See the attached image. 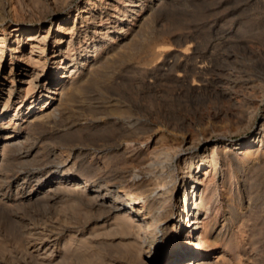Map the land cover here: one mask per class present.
Returning a JSON list of instances; mask_svg holds the SVG:
<instances>
[{"label":"rangeland","instance_id":"obj_1","mask_svg":"<svg viewBox=\"0 0 264 264\" xmlns=\"http://www.w3.org/2000/svg\"><path fill=\"white\" fill-rule=\"evenodd\" d=\"M8 1H0V35L2 29L9 32L18 26L33 31L37 29L41 38L49 29V35L41 45L47 56L54 46V36L59 33L57 26L67 24L65 27L71 28L76 25L71 42L60 47L65 51L68 68L79 66L84 53L92 51L93 44L99 47L95 53L88 52L92 70L79 68L73 82L77 87L65 93L60 103H54L55 116L30 124L34 128L32 131L25 129L26 120L39 110L43 100L41 95L46 91L41 85L36 86L34 96L40 98L36 100L34 111L18 112L10 121L15 125L6 126L22 95L18 72L28 65L18 61L11 67L8 55L4 60L0 82L11 79L14 88L5 106V95L0 99V144L4 134L9 132L14 135L22 133L23 137L19 150L7 152L4 159L0 156V264H16L11 263L9 257L21 254L30 246L27 242L38 238L44 239L43 244L49 245L50 250L52 247L54 256L50 264H132L129 254L126 257L127 253L119 244L120 239L110 235V228L115 226L112 213L103 211L99 214L100 210H95L88 214L82 207L75 208L79 201L73 194L62 188L54 189L59 182L68 186L76 183L75 187L81 188L83 182L100 185L108 180L116 182L119 187L117 178L126 167H131L130 162H125L130 155L123 156L120 148L126 139L140 141L142 136L158 138L162 135L164 144H179L182 135H188L194 140L206 138L210 146L218 147H221L220 138L231 144H246L250 140L254 141L256 148L264 151V140L255 138L264 120V0H161L156 4L142 0L145 7L141 28L133 27L127 34L119 31L117 22V25L108 24L107 17L102 20L99 28L115 35L114 42L103 41L92 29L85 33L80 27L85 15L80 14V10L88 0H53L59 6H66L64 11L57 10L52 0V3L40 0L42 5L36 4L37 8L34 1L27 4L20 1L15 10L3 12V4L7 6L9 3L8 8L13 5L14 0ZM92 1L95 5H103ZM124 1H114V4L123 8ZM112 13L115 17L121 15V19H127L115 11ZM65 20L68 23H64ZM97 20H100L99 16ZM113 25L115 29H108ZM5 38L4 50L11 44L10 37L6 35ZM100 43L111 46L104 49ZM20 49L24 54L30 50L27 45H20ZM156 51H161L162 55L156 56ZM72 56L74 61L71 62ZM197 63L206 65L201 75L207 83L203 92L196 91L191 85L196 79L194 73V78L191 77L186 86L175 79L183 69H191L190 64L195 67ZM167 65H171L170 69ZM48 68L46 63L43 77L51 73ZM68 68L58 73L68 75ZM2 93H6L5 88ZM50 95L47 101L56 97ZM25 100L28 103L29 100ZM240 109L244 120L238 125L234 123L235 119L223 116L226 111L239 113ZM66 158L72 165L70 169L59 165ZM259 161L263 165L249 173L244 187L240 181L233 186L242 191L240 212L237 211V199L233 211L226 209L225 204L221 208L225 217L230 218L232 240L226 246V260L218 264H264V157ZM73 177L76 182H72ZM220 177L218 170L217 179ZM109 186L111 194L106 197L123 205L113 195L111 186L114 185L109 183ZM240 213L242 216L238 219ZM222 220L219 218L218 223ZM167 232L164 240L148 237L146 261L175 256L167 247L172 234L169 230ZM223 247L222 242H218L212 263L220 258V248Z\"/></svg>","mask_w":264,"mask_h":264},{"label":"bare ground","instance_id":"obj_2","mask_svg":"<svg viewBox=\"0 0 264 264\" xmlns=\"http://www.w3.org/2000/svg\"><path fill=\"white\" fill-rule=\"evenodd\" d=\"M20 1L26 2V4L28 2L30 3V1H34L33 3H35V8L42 5L43 2L40 0H14L13 5L9 8L7 7L9 3L7 6L6 4H3L4 6L2 5V11L6 12L8 9L12 11L15 10V6L18 5ZM114 1L118 2L120 0H95V2H102L103 5H95L92 0H88L87 3H85L80 10V14L85 13L83 20L80 22V27L84 28L85 33H87V30L92 29L93 33L100 36L101 40L104 41L109 39L111 42H114L115 35L111 36L107 29L106 31L99 28L102 25V20H105L106 17L107 20L110 21L108 24L118 23V26H120V32L128 34V31H131L133 27H137V29L141 28L143 22L142 18H144L143 9L145 7L143 5L144 3L142 4V0H126L124 1L125 3L123 8L115 6ZM159 1L161 0H149V3L156 4L155 2ZM52 2L57 10H66V6H59L53 0ZM36 4H38V6H36ZM150 6L151 5H149V7ZM102 11H104V13ZM112 11L124 15L123 17H127V19H121V15L118 17L113 16ZM34 12L37 11L34 10ZM104 14L105 17H102ZM98 16L100 17L99 21L97 20ZM64 23H68V21L66 22L65 20ZM137 24L138 26H136ZM66 25L57 26L59 33L54 36V46L51 47V51H49L47 56H45L46 54L44 55L45 49L44 46L41 45H43L44 40L49 35V29L41 38L37 29L33 31L30 30V28L22 29L15 26L12 27L9 32H6V29L1 30L3 34L0 35V71L3 68V63L4 60H6L7 55L10 60L11 67L17 64L18 61H22L25 65H28V68L25 70H19L18 72L17 81L21 83V86L19 85L20 88H18L20 89L19 91L22 92V95H20V102L16 105V111L9 116L6 126L10 124H13V126L15 125L10 121L18 114V112L26 111V113H29L34 111L33 109L36 104V100L40 98V96L37 98L34 96L37 91L36 86L39 87L41 85L46 93L41 95L43 100H41L42 103L39 106L40 108L37 112H34V115L30 117L29 120H26L27 128L25 129L32 131L34 128L33 125L30 124L33 122L39 123L40 121L42 122L55 116L56 107L54 106V103L57 102L56 105L60 103L65 93L67 94L77 87V85L74 86L75 84H73V82L77 77L79 68L84 67L85 71L92 70L93 65L89 63L90 56L88 55V52H97V44L92 45V51L84 53L83 58L80 60L82 62L79 66H72L69 68L66 67L64 57L65 51H61L60 47L64 43L68 44L71 42L70 39L72 38V31L76 28V25L71 26V28H66ZM108 29H115L114 25L110 26ZM6 35L10 37V40H13H9L11 44L6 50H4L6 47L4 46ZM20 45H27L30 48L29 52L24 54V52L20 49ZM100 45L104 49L105 47L107 48L111 46H106L105 43H100ZM157 55L161 56V51H156V56ZM92 56H95V54ZM153 59L154 58H152V60ZM72 61H74V57L71 59V62ZM46 63L49 67L48 70H50L51 73L48 77H43ZM74 64L76 63H73L72 65ZM199 64L198 66L195 65V67L190 64L192 66L191 69L182 68L183 72L176 75V82L180 83V85L186 86V84L190 82L192 74L194 73L196 75V79L192 77L194 79L191 85L196 91L203 92L207 83H205L206 79L204 80L201 75L204 70H206L204 68L206 65H202V67ZM11 67L10 74L12 73ZM167 67L170 69L171 65H167ZM67 68L69 71L68 75H65L64 72H61V74L58 73L59 70L65 71ZM22 85H25V87L22 88ZM4 88L6 91L5 94L2 93ZM13 88L14 82L11 79H9L8 82H0V99L2 100V96L5 95V98L3 99V106H5L10 100ZM49 94L53 96L55 95L56 97H52L50 101H47L50 98L48 96ZM25 99L29 100L28 103H26ZM226 112L227 113H223V116L227 118L229 117L228 119H230V117L235 119V124L243 122V110L240 109L239 113L236 111L233 113H231V111ZM234 113L237 115H234ZM1 120L2 119L0 118V121ZM170 133L172 134L173 132ZM172 135L175 136L174 134ZM22 137V133L14 135L13 132H9L8 134H4L3 142L0 144L1 159L5 158L4 156L5 154H8L7 152H11L14 149L19 150V147L22 144L20 142ZM161 137L155 138L154 136H142L140 141L130 139H126L125 141L123 140L124 142L120 146L121 153H123V156L130 155L125 158V162H130L131 167H126V171H123V173L117 178L120 185L119 187L116 186V182H109L108 180V183L105 182L100 185L83 182L81 183V188H76V183L68 186L59 182L54 189L62 188L63 191L71 193V195L73 194V196L79 201L77 205L76 201L74 202V205H76L75 208L79 207L81 209L82 207L88 214H91V212L94 213L93 211L95 210H98V212L100 210L99 214H103V211L106 214L112 213L115 217L113 218L115 226L113 228L109 227L111 230L108 231L111 233V236H117L120 239L119 244L123 246L124 253H127L126 257H128L129 254V260L132 264H210L214 259V251L220 241L224 247L222 249L220 248V258H215L217 263H213L218 264V262H224L228 253L226 246L231 244L232 234L229 232V223H231L229 222L230 218L225 217V214L221 212V208L225 204L224 207H226V209H231L233 211L236 206L235 200L237 199V211L240 212L241 199L243 198L242 191H238V188L234 189L233 186L240 181L242 187H244L249 173L252 170L255 171V168L257 169V167L262 164L261 161H259V158L264 157V151L260 148H256L253 144L254 141L252 142L250 140H248L246 144L242 143L244 144L242 145L231 144L228 140L220 138L221 147H218V145L210 146L207 143L208 140H205L206 138L194 140L188 135H182L181 143L177 144L175 142L169 144L165 142L164 144ZM256 137H258V139H262L261 141L264 140V120L261 124V130L257 131L255 134V138ZM133 139H135V137ZM59 165L63 169H70L72 166L70 165V162H68V158H66V160L64 159L63 162H60ZM218 170H220L221 176L219 180L217 179ZM71 180L72 182L77 181L75 177L71 178ZM109 183L114 185L111 186L114 188L113 195L121 201L123 205L117 204V200L112 201L106 197V194H111ZM102 192L104 193L102 194ZM244 196L246 197L247 195ZM180 197L182 202L180 201ZM241 216L242 214L240 213L238 219L241 218ZM184 218L187 219L186 222ZM219 218H223L221 223H218ZM63 224L65 225V223ZM167 230L172 232L167 247L171 252H173V254H175V256L168 259H158L152 262H149L148 260L146 261V259H144V254L146 250H148L145 248V243L148 237H151L154 240L157 238L164 240L168 233ZM103 231L104 230L101 232L103 233ZM46 238L48 240L50 239V237ZM43 241L44 239L40 240L38 238L27 242L30 246L26 247V249L24 248L25 250H23L21 254L18 253L19 255L9 257L11 258L9 261H11V263L17 262L18 264H50V259L53 255V252L51 251L52 247L50 250L47 247L49 245L43 244ZM31 242L34 243L32 244ZM116 244L115 246H118ZM123 248L120 247V250Z\"/></svg>","mask_w":264,"mask_h":264}]
</instances>
